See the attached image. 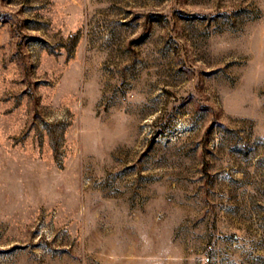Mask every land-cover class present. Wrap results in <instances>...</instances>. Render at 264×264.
Returning a JSON list of instances; mask_svg holds the SVG:
<instances>
[{"label": "rangeland", "instance_id": "1", "mask_svg": "<svg viewBox=\"0 0 264 264\" xmlns=\"http://www.w3.org/2000/svg\"><path fill=\"white\" fill-rule=\"evenodd\" d=\"M0 264H264V0H0Z\"/></svg>", "mask_w": 264, "mask_h": 264}]
</instances>
